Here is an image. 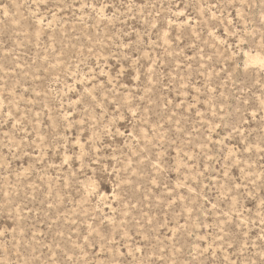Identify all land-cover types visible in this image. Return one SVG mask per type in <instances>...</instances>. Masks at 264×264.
Here are the masks:
<instances>
[{"label": "rangeland", "instance_id": "1", "mask_svg": "<svg viewBox=\"0 0 264 264\" xmlns=\"http://www.w3.org/2000/svg\"><path fill=\"white\" fill-rule=\"evenodd\" d=\"M0 264H264V0H0Z\"/></svg>", "mask_w": 264, "mask_h": 264}]
</instances>
